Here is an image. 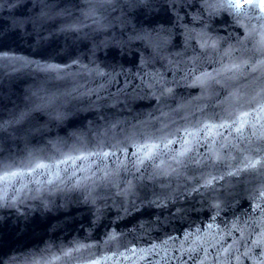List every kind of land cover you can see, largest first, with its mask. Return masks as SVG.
<instances>
[{
	"label": "water",
	"instance_id": "95a60500",
	"mask_svg": "<svg viewBox=\"0 0 264 264\" xmlns=\"http://www.w3.org/2000/svg\"><path fill=\"white\" fill-rule=\"evenodd\" d=\"M130 2L0 0V52L14 53L41 65H59L63 69L43 71L36 64L0 60V170L5 165H11L15 170L29 160L39 159L51 164L65 159L66 155L86 156L97 150L96 146L101 142L112 144L122 140L127 144L126 137L140 139L141 133L152 132L164 124L170 128L184 125L183 117L188 112H195L197 106L207 105L205 115H224L222 109L233 103L229 92L250 96L264 86V68L256 72L244 69L219 77L221 82L211 84L200 99L196 98L201 97V89L181 85L176 89L175 98L162 105L146 97L137 88L140 81L132 76L119 75L109 82L108 77L89 71L96 65L109 73L114 68L119 71L120 66L136 70L133 64H139L143 48L140 41L128 40L133 34V26L148 27L162 19L163 14L129 7ZM12 3L17 6L10 7ZM42 10L48 13L46 17L39 16ZM26 18H32L33 22L17 25L16 21ZM211 25L220 36L229 33L233 37L243 36V30L232 23L227 13L214 17ZM258 40V36H253L235 56L251 57L253 61L260 59L264 54L256 51ZM230 42L235 43L234 40ZM175 43L182 44V37L177 36ZM213 58L219 57L213 54ZM75 60L80 64H74ZM66 65L70 67L64 68ZM212 67L219 65L213 64L208 70ZM49 96L55 97V103L43 111L29 112L39 97ZM178 105L185 107L181 109ZM21 112H28V115L19 123L14 122V116ZM200 116L201 113L196 112L195 117L188 118L194 120ZM250 119L256 126L245 130L244 136L251 138L254 146H260L264 141L256 137L264 133V118L254 116ZM7 121L13 122L6 124ZM225 136H228L227 132ZM134 150L129 148V154ZM199 150L205 152L204 148ZM94 159H74L56 168L26 174L19 182L0 184L3 189L0 195L8 198L7 206L0 201V264H86L89 259L102 257L106 259H101V264H180L172 258L171 249H177L175 254L180 255L178 249L184 231L190 230V226L202 227L210 222L208 217L212 212L207 201L212 193L181 196L175 205L161 209L142 203L151 198L153 190H160L159 182L153 185L144 181L147 187H141L137 195L130 197L131 202L122 201L112 190H106L103 194L107 200L98 201L103 214L97 218L95 206L85 201L87 190L72 187L76 179L84 184L91 183L87 177L95 171ZM104 162L114 165L112 158ZM208 170L217 175L226 171L223 165L205 169ZM53 172L59 178L53 176ZM73 172L75 177H72ZM127 178L131 179V176ZM50 179L51 184L48 183ZM258 180V174L226 176L215 185L216 195L233 201V207L216 219L221 228L230 223L234 215L243 219V214L250 211L247 190ZM122 205L127 207V212L122 211ZM177 208L184 212L177 215ZM113 231L116 238L109 240L108 234ZM170 236L176 237L177 243L168 241L167 258H162L161 248H157L154 255L141 251ZM235 239H239L238 233L226 237L220 244L211 240L215 247H208L206 264H215L213 257L221 251V245L226 247ZM76 242L89 247L64 256L63 250L72 249ZM198 255L203 257L204 252L200 251ZM184 259L187 260V254ZM188 264L193 262L189 260ZM245 264L251 262L245 261Z\"/></svg>",
	"mask_w": 264,
	"mask_h": 264
},
{
	"label": "snow or ice",
	"instance_id": "6c2138e0",
	"mask_svg": "<svg viewBox=\"0 0 264 264\" xmlns=\"http://www.w3.org/2000/svg\"><path fill=\"white\" fill-rule=\"evenodd\" d=\"M9 6L14 8L17 3ZM129 7L162 13L163 18L148 27L133 26V34L129 35L128 40L140 41L143 48L139 54V64H133L135 71L120 66L119 71L114 68L109 73L99 65L89 70L95 71L97 76L108 77L109 82L119 75H125L126 78L132 76L133 79L140 81L137 88L146 97L165 105L167 100L175 98L176 89L181 85L201 89V97L196 98L200 99L211 84L221 82L218 78L225 73L235 74L244 69L256 72L264 68V55L255 61L251 57L235 56V53L241 52L245 42L253 36L259 37L256 51L264 54V0H131ZM221 13H227L231 17L232 23L243 30V36L233 37L231 33L228 36H220L215 33L211 22ZM47 15L48 13L43 10L39 14L40 17ZM31 22L32 18L16 21L18 26ZM177 36L182 37V44L175 43ZM232 40L235 43L230 42ZM213 54L219 58L214 59ZM225 59L228 63H224ZM0 60L21 62L24 65L36 64L43 71L63 70L59 65H41L37 61L10 52H0ZM73 63L80 64L79 60ZM213 64H218L219 67H212L209 71L208 67ZM68 67L70 66H64ZM229 97L233 103L222 109L224 115L219 113L205 115L207 105L197 106L195 112H188L183 117L186 121L184 125L170 128L168 124H164L152 132L141 133L140 139L134 136L126 137L127 144L122 140H116L112 144L101 142L96 146L97 150L88 152L86 156L66 155L65 159L53 161L51 164L37 159L35 162L29 160L27 164L15 170L13 166L5 165L0 170V184L19 182L20 178L26 174H35L37 170L56 168L59 164H67L74 159L84 160L92 157L96 158L92 160L95 171L92 176L87 177L91 183L84 184L80 179H76L72 187L87 190L85 201L95 206L97 218L103 214V208L98 201L107 200L103 194L106 190H112L122 201H129L130 197L137 195L141 187H147L144 181L153 185L159 182L160 190H153L151 198H146L142 203L161 209L167 208L169 204L175 205L181 196L211 192L212 195L207 201V207L212 212L208 217L210 222L204 223L202 227L190 226V230L184 231L183 242L179 243L180 255L175 254L177 249H171L172 258L180 261V264H188L189 260L193 264H206L208 247H215L210 243L211 240L220 244L226 237L238 233L239 239L233 240L232 244L226 247L221 245V251L213 257L215 264H245V261H250L251 264H264V144L254 146V141L244 136L245 130L256 126L250 118L254 116L264 118V86H260L250 96L229 92ZM53 103L55 97H39L29 112L43 111ZM184 107L178 105V108ZM196 112L201 113V116L190 120L188 117H195ZM27 115L28 112H21L14 116L13 120L19 123ZM225 132L228 136H225ZM233 133L236 135L233 136ZM253 135L255 136V133ZM228 137L232 139L229 140ZM256 139L264 141V133ZM176 144L180 147H174ZM129 148L135 150L129 154ZM200 148H204L205 152H200ZM109 158L113 159L114 165L104 162ZM217 165H223L226 171L219 175L211 170L205 171L216 169ZM96 173L100 175L97 176ZM245 174L259 176L256 185L247 190L250 211L243 214V219L234 215V219L221 228L216 219L226 209L233 207V201L216 195L215 185L226 176L241 177ZM52 175L59 178L56 172ZM75 175L73 172L72 177ZM128 176H131V179L127 178ZM48 183L51 184L53 181L50 179ZM2 191L3 189H0V192ZM0 201L4 206L8 205L6 195H0ZM121 208L124 212L128 211L123 205ZM183 212L182 208H177L176 214L181 215ZM116 235L113 231L108 234V239L114 240ZM168 241L175 244L177 238L170 236L168 240L161 241L160 244L153 243L148 249L141 251L154 255L157 254L156 249L161 248L164 252L162 258H167ZM86 247L89 245L76 242L72 249L63 250V255L71 256L73 251ZM200 251L204 252L203 257L198 255ZM185 254L187 260L184 259ZM101 259L106 257L89 259L86 264H101Z\"/></svg>",
	"mask_w": 264,
	"mask_h": 264
}]
</instances>
